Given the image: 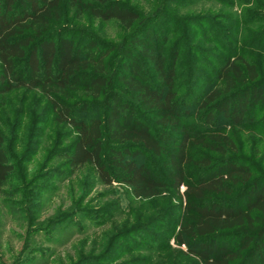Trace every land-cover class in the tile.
Returning a JSON list of instances; mask_svg holds the SVG:
<instances>
[{
	"label": "trees",
	"instance_id": "16d2710c",
	"mask_svg": "<svg viewBox=\"0 0 264 264\" xmlns=\"http://www.w3.org/2000/svg\"><path fill=\"white\" fill-rule=\"evenodd\" d=\"M246 1L256 8L241 16L227 11L224 27L204 17L221 54L211 57L214 79L191 103L203 51L181 83L185 47L166 48L170 32H189L196 16L165 6L157 18L175 27L163 32L153 26L156 17L123 0H0V114L11 92L35 91L57 129L47 162L60 159L69 174L88 167L102 185L126 186L137 199L170 190L183 202L174 241L196 264H264V175L234 155V138L218 125L222 118L243 126L264 110V27L250 25L264 12L261 0ZM76 18L115 21L130 32L105 43L74 25ZM254 122L264 124V113ZM192 144L207 152L196 163ZM13 149L0 131V188L18 191L15 180L29 183L21 165L28 160L21 163ZM189 170L199 174L191 180ZM237 185L242 199H235L239 192L226 198Z\"/></svg>",
	"mask_w": 264,
	"mask_h": 264
},
{
	"label": "rangeland",
	"instance_id": "374dc122",
	"mask_svg": "<svg viewBox=\"0 0 264 264\" xmlns=\"http://www.w3.org/2000/svg\"><path fill=\"white\" fill-rule=\"evenodd\" d=\"M123 1L149 19L156 17L153 26L163 32L175 27L167 24L164 16L157 18L165 6L178 16L197 17V24L189 26V32L169 31L166 48L168 54L172 43L181 42L185 47L178 66L181 83L196 50L203 51L199 55L203 64L199 62L197 67L196 88L188 95L191 103L196 102L205 84L214 79L210 68L215 67V61L211 57L221 54L220 46L214 42L215 33L204 17L210 16L224 27L227 11L241 16L244 9L251 12L256 8L246 0ZM260 6L264 12V0ZM75 21L74 25L105 43H119L130 32L115 21ZM260 21L250 25L264 27V20ZM259 58L264 78V56ZM44 106L35 91L20 89L8 95L1 110L0 131L8 143L15 144L13 152L17 159L28 160L21 165L27 167L29 183L23 185L15 180L21 187L18 191L10 189V184L0 188V264H196L195 258L184 254L185 248L174 241L183 202L170 190L156 200L137 199L126 186L102 185L88 167L69 174L60 159L47 162L57 129ZM260 113L254 121L264 110ZM254 121L235 127L220 118L218 125L219 130L234 138V155L251 162L254 173L264 175V124ZM201 130L206 132L207 128L201 125ZM190 152L193 163L200 159L199 154L207 153L195 144ZM210 156L218 159L215 153ZM188 172L191 180L199 174L194 170ZM240 189V185L232 186V194L225 197L233 198L239 192L235 199L240 201ZM183 190L181 186L179 193Z\"/></svg>",
	"mask_w": 264,
	"mask_h": 264
}]
</instances>
